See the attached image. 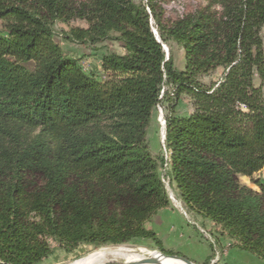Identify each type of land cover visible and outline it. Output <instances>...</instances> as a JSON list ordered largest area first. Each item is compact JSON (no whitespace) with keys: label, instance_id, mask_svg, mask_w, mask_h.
Instances as JSON below:
<instances>
[{"label":"trees","instance_id":"obj_1","mask_svg":"<svg viewBox=\"0 0 264 264\" xmlns=\"http://www.w3.org/2000/svg\"><path fill=\"white\" fill-rule=\"evenodd\" d=\"M207 1L171 19L162 0H0V264H41L51 241L70 254L142 239L183 256L148 227L171 181L186 215L264 263V182L239 180L264 170V0ZM74 20L87 27L63 30L66 42L121 43L102 77L57 41L56 23ZM218 68L219 81L200 80ZM164 104L156 153L148 133Z\"/></svg>","mask_w":264,"mask_h":264},{"label":"rangeland","instance_id":"obj_2","mask_svg":"<svg viewBox=\"0 0 264 264\" xmlns=\"http://www.w3.org/2000/svg\"><path fill=\"white\" fill-rule=\"evenodd\" d=\"M135 1L139 2L140 0ZM207 2V0H162V6L165 10V16L172 19L193 12L198 8H203ZM71 27L85 28L87 24L82 20H74L70 24L56 23L57 41L66 53L79 60L87 73L102 77V56L108 51L123 53L121 43L116 40H108L101 44L90 46L66 42L62 37V32L63 30H69ZM2 28L3 24L0 21V30ZM164 48L168 56L170 52L172 53L175 66L178 69H184L186 66L184 49L174 40H170L164 44ZM223 72V68H218L202 76L200 80L205 84L217 82L221 79ZM255 82L259 85L260 80L257 78ZM166 107L167 104H164L156 109L153 124L148 133L151 147L156 153H166L164 146L166 126L164 119L166 121L167 116ZM177 111L181 115L191 113L192 106L190 98L187 95L182 96ZM239 180L243 185L259 190L255 185V181L262 180L264 182V170L257 173L253 179L239 176ZM169 193L171 199L170 207L162 210L148 224L150 229L156 231L163 243L165 251L179 253L195 264H208V262L209 264H264L257 257L234 247L233 245L235 243L233 240L221 235L219 226L204 220L200 216L193 214L186 215L182 209L180 200L175 195L176 187L172 181L169 184ZM194 239H198L199 243ZM200 243L202 246L199 245ZM51 244L55 249L54 254L41 264H75L76 262L91 257L92 254L101 255V258L93 264H123L127 262L128 257H135L142 254L146 255L150 251L165 254L152 241L142 239L134 240L127 244L108 245L101 248L83 245L70 254L66 253L55 242L51 241ZM211 244L215 246L214 250H212Z\"/></svg>","mask_w":264,"mask_h":264},{"label":"bare ground","instance_id":"obj_3","mask_svg":"<svg viewBox=\"0 0 264 264\" xmlns=\"http://www.w3.org/2000/svg\"><path fill=\"white\" fill-rule=\"evenodd\" d=\"M101 258V255L99 254H92L91 257L76 262L75 264H93L96 262V260H99ZM146 258H152L155 261L153 263H142V260ZM127 262H133L134 264H186L183 261L175 260L168 258L166 256H163L162 253L156 252V251H150L146 255H137L135 257H128Z\"/></svg>","mask_w":264,"mask_h":264},{"label":"water","instance_id":"obj_4","mask_svg":"<svg viewBox=\"0 0 264 264\" xmlns=\"http://www.w3.org/2000/svg\"><path fill=\"white\" fill-rule=\"evenodd\" d=\"M163 256H166V257L171 258V259L183 261L186 264H195L191 260H189V259H187L185 257H182V256H178V255H166V254H163ZM154 261L155 260L152 259V258H146V259L142 260V263H153ZM123 264H134V263L133 262H125Z\"/></svg>","mask_w":264,"mask_h":264},{"label":"crops","instance_id":"obj_5","mask_svg":"<svg viewBox=\"0 0 264 264\" xmlns=\"http://www.w3.org/2000/svg\"><path fill=\"white\" fill-rule=\"evenodd\" d=\"M194 240L199 243L198 239H194ZM199 245L202 246L201 243Z\"/></svg>","mask_w":264,"mask_h":264},{"label":"built area","instance_id":"obj_6","mask_svg":"<svg viewBox=\"0 0 264 264\" xmlns=\"http://www.w3.org/2000/svg\"><path fill=\"white\" fill-rule=\"evenodd\" d=\"M166 123L165 119H164V124Z\"/></svg>","mask_w":264,"mask_h":264}]
</instances>
